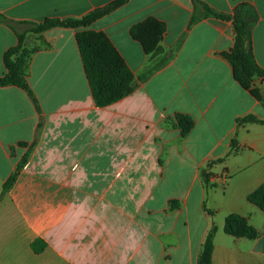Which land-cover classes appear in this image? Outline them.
Wrapping results in <instances>:
<instances>
[{
    "label": "crops",
    "instance_id": "0c3cea01",
    "mask_svg": "<svg viewBox=\"0 0 264 264\" xmlns=\"http://www.w3.org/2000/svg\"><path fill=\"white\" fill-rule=\"evenodd\" d=\"M112 1L0 0L16 27L0 23V76L22 23L82 18ZM201 1L231 17L254 8L251 48L264 69V0ZM194 15L193 0H129L91 27L135 76L134 92L110 106L95 104L73 28L45 32L51 47L32 56L37 104L0 87V264H199L213 224V264H264V211L249 201L264 184V126L238 123L264 120V82L257 99L234 78L232 19ZM150 18L166 25L152 53L132 33ZM177 114L194 120L184 137ZM230 215L258 236L228 234Z\"/></svg>",
    "mask_w": 264,
    "mask_h": 264
},
{
    "label": "trees",
    "instance_id": "16d2710c",
    "mask_svg": "<svg viewBox=\"0 0 264 264\" xmlns=\"http://www.w3.org/2000/svg\"><path fill=\"white\" fill-rule=\"evenodd\" d=\"M129 0H114L107 6L97 8L82 18H46L43 22H24L28 29L18 33L19 43L11 48L5 55L7 72L0 76V87L15 86L25 90L37 104V98L32 91L26 69L32 55L37 51L28 50L25 42L30 33L43 35L50 29L63 27L78 30L76 39L80 50L82 61L85 67L93 99L98 107L110 106L127 96L131 95L135 88V76L120 55L110 38L105 32L93 30L91 27L101 18L125 5ZM195 15L192 23L199 21L202 17L215 16L221 19L233 20L235 41L233 49L225 56L230 62L234 78L246 90L250 91L257 99H260L259 88L255 87V80L264 82V69L261 68L255 59L251 48V25L257 20L254 8L249 4H242L236 10L234 17L219 14L201 0H193ZM0 23H6L16 30L13 21H9L0 14ZM166 25L155 18L135 27L133 36L140 40L148 53L158 52ZM50 48V44H46ZM38 106V105H37ZM39 108V107H38ZM239 125L248 123H259L264 126V120L255 115H247L238 120ZM176 126L181 130L182 136H186L194 127V120L183 114L176 115ZM25 146V143H20ZM232 148H236V140L232 142ZM23 159L21 165L17 166L16 172L7 180L4 185V192L10 190L17 180V176L26 163ZM249 201L264 211V184L249 195ZM225 231L237 238L255 239L258 236L257 230L249 221L239 215H230L226 219ZM217 227L213 224L205 239L202 252L199 257V264H213L212 256L214 250V239ZM40 241L33 244L35 252L43 249Z\"/></svg>",
    "mask_w": 264,
    "mask_h": 264
},
{
    "label": "rangeland",
    "instance_id": "374dc122",
    "mask_svg": "<svg viewBox=\"0 0 264 264\" xmlns=\"http://www.w3.org/2000/svg\"><path fill=\"white\" fill-rule=\"evenodd\" d=\"M30 34H31L30 37H33V38L35 37V40H31V41L26 40L25 46L28 50L32 51L34 49H37V51H38V50H41L43 48H47L46 44H48V43L43 41V35L41 36V35L33 34V33H30ZM27 39H28V37H27ZM30 62H31V60H30ZM29 66H30V63L28 65V68L26 69L27 75H28V71H29Z\"/></svg>",
    "mask_w": 264,
    "mask_h": 264
},
{
    "label": "built area",
    "instance_id": "2783aa9c",
    "mask_svg": "<svg viewBox=\"0 0 264 264\" xmlns=\"http://www.w3.org/2000/svg\"><path fill=\"white\" fill-rule=\"evenodd\" d=\"M223 180V184L225 185L227 183L228 177H225Z\"/></svg>",
    "mask_w": 264,
    "mask_h": 264
}]
</instances>
